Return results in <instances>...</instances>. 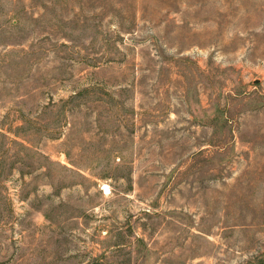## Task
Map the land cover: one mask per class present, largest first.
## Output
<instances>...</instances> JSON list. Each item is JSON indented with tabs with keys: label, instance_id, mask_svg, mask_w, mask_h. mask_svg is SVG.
<instances>
[{
	"label": "rangeland",
	"instance_id": "rangeland-1",
	"mask_svg": "<svg viewBox=\"0 0 264 264\" xmlns=\"http://www.w3.org/2000/svg\"><path fill=\"white\" fill-rule=\"evenodd\" d=\"M0 264H264V0H0Z\"/></svg>",
	"mask_w": 264,
	"mask_h": 264
}]
</instances>
